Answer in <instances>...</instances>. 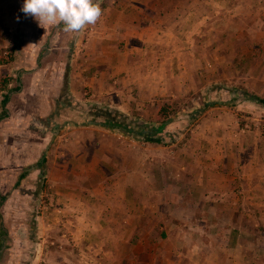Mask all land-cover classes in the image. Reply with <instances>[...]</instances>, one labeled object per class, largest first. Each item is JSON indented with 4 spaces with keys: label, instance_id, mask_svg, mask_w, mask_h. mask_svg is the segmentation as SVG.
I'll use <instances>...</instances> for the list:
<instances>
[{
    "label": "crops",
    "instance_id": "crops-1",
    "mask_svg": "<svg viewBox=\"0 0 264 264\" xmlns=\"http://www.w3.org/2000/svg\"><path fill=\"white\" fill-rule=\"evenodd\" d=\"M239 11L245 17L240 32L254 28L264 40L261 24H254L263 22L264 4L253 9L252 22L246 19L251 10ZM104 12L63 46L68 58L54 63L64 65L68 95L105 100L118 113L133 111L139 84V97L147 98L142 104L166 97L169 75L188 78L186 62L198 60L199 41L222 40L208 9H185L178 0H114ZM255 97L264 100V94ZM64 102L43 152L50 211L40 222L49 229L43 236L51 245L47 264H181L185 258L264 264V103L240 102L253 119L249 131L235 137L227 120L216 119L183 148L184 137L173 147L134 138L90 122L85 108L79 113L69 98ZM3 109L7 117L9 108ZM218 126L221 137L211 133Z\"/></svg>",
    "mask_w": 264,
    "mask_h": 264
},
{
    "label": "rangeland",
    "instance_id": "rangeland-1",
    "mask_svg": "<svg viewBox=\"0 0 264 264\" xmlns=\"http://www.w3.org/2000/svg\"><path fill=\"white\" fill-rule=\"evenodd\" d=\"M113 1L97 0L102 15ZM178 2L185 9L189 6L200 11L208 9V13L213 15L214 27L220 26L214 32L222 40L215 41V45L199 41L202 46L198 50V60L192 58L186 62L188 78L183 76V81H178L169 75L165 81L166 97L160 100L150 98L149 104H142V100L147 102V98L139 97V84L134 87L137 101H133V111L118 113L105 100L75 99L66 93L63 87L64 65L56 66L54 61L68 58V50L63 46H70L76 40L77 32L65 31L62 22L41 26L33 16L23 13V0H0V117L4 119L0 122V191L8 196L0 209V264H47L51 245L43 244V236L49 234V229L42 226L40 219L50 211V199L45 167L38 168L37 165L47 150L52 122L55 121L53 117L57 115L58 108H67L66 99H70L72 109L80 113V109L85 108L86 118L98 123L105 122L104 112L125 117L135 130L134 122L144 121L148 127L158 128L164 121L172 120L173 123L157 135L165 147L177 145L184 137L187 139L181 143L184 148L188 139L200 134L201 128H206L208 122L216 119L227 120L234 136L240 130L251 129L253 119L242 107L239 108V104L244 99L252 100L251 96L264 94V63L257 64L260 51L264 55V40L258 39L254 28L243 34L240 32L245 17L239 10H251L246 19L252 22L253 9H261L264 2L208 0L207 6L205 0ZM185 20L188 18L182 17L183 23ZM254 24H261L260 36L264 38V19L262 23ZM92 25H86L83 31ZM227 27L230 31L225 32ZM254 44H260L263 49L255 50ZM20 85L21 90L11 95L6 117L2 106L5 92ZM173 92L176 96H172ZM85 93L83 90L86 97L92 96L91 91ZM206 93L209 95L205 96ZM222 106L227 111L221 109ZM176 121L179 122L176 124ZM211 131L221 137L220 127ZM29 168L30 175L17 186L20 174ZM35 212L39 214L33 222ZM1 224L6 230L1 228ZM182 261L181 264H194L192 258Z\"/></svg>",
    "mask_w": 264,
    "mask_h": 264
},
{
    "label": "clouds",
    "instance_id": "clouds-1",
    "mask_svg": "<svg viewBox=\"0 0 264 264\" xmlns=\"http://www.w3.org/2000/svg\"><path fill=\"white\" fill-rule=\"evenodd\" d=\"M22 11L43 27L62 22L67 32H78L95 24L102 15L97 0H23Z\"/></svg>",
    "mask_w": 264,
    "mask_h": 264
},
{
    "label": "trees",
    "instance_id": "trees-1",
    "mask_svg": "<svg viewBox=\"0 0 264 264\" xmlns=\"http://www.w3.org/2000/svg\"><path fill=\"white\" fill-rule=\"evenodd\" d=\"M21 89V85L17 86L16 88H9L7 89V92H5V96L4 99L2 101V106L6 107L7 103L9 102L11 95L16 92L19 91ZM253 100H257V101H261L262 103H264V100H259L258 98H256L255 96L252 98ZM102 115H104L105 122L102 123L104 126L110 128V129H114L117 131H120L124 134L127 135H131L133 134L134 137L138 138V139H144L147 141H152V142H159L162 143L163 140L160 137H157L159 132H162L163 130H165L167 128V126L171 123L172 120H167L164 121L158 128L155 127H148L145 123L142 122H137L134 125L136 126V130L133 129V127L131 126V123L128 122V119H126L125 117H121L119 115H114L111 112H104ZM90 122H93L90 121ZM47 158L46 155L44 154L42 157L41 162L37 165L38 168H44L45 164H46ZM36 167V166H35ZM33 167V168H35ZM30 169H25L19 176V181L17 183V186L21 185L22 181L25 180L29 175H30ZM8 199V196L4 195L2 192H0V209L1 206L4 204V202ZM37 214H39V212H35L33 214V222L36 221V217L38 216ZM1 212H0V221H1ZM1 228L3 230H6L5 226L3 224H1Z\"/></svg>",
    "mask_w": 264,
    "mask_h": 264
}]
</instances>
